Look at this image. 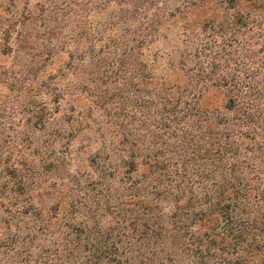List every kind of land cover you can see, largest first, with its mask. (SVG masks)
<instances>
[{"label": "trees", "instance_id": "obj_1", "mask_svg": "<svg viewBox=\"0 0 264 264\" xmlns=\"http://www.w3.org/2000/svg\"><path fill=\"white\" fill-rule=\"evenodd\" d=\"M139 3L82 74L95 97L120 80L137 93L135 132L96 150L94 173L67 176L56 153V264H264V0ZM37 177L27 155L0 173L8 219H47L28 250L54 217Z\"/></svg>", "mask_w": 264, "mask_h": 264}, {"label": "rangeland", "instance_id": "obj_2", "mask_svg": "<svg viewBox=\"0 0 264 264\" xmlns=\"http://www.w3.org/2000/svg\"><path fill=\"white\" fill-rule=\"evenodd\" d=\"M141 1L0 0V173L10 155L17 160L33 157L38 172L35 186L46 189L40 203L54 215L48 234L43 232L28 250V242L40 233H35V226L47 219H8L0 208V264H56V179L63 172L62 166L56 167V153L68 155L67 176L94 173L95 151L100 149L105 156L111 143H122L123 127L135 132L137 93L124 89L120 80L108 87V93L104 87V93L95 97L96 93L83 91L82 78H89L96 65L93 55L99 48L91 50L105 32L139 26V13L132 15ZM71 55L75 62L69 71L65 68ZM61 69L67 70L62 78ZM62 85L67 87L66 97L59 100ZM222 99L209 97L211 103L220 104ZM40 115L46 128L40 126ZM7 201L12 200L0 194V203Z\"/></svg>", "mask_w": 264, "mask_h": 264}]
</instances>
